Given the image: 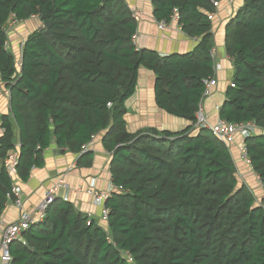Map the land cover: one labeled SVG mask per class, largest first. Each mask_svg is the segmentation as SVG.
<instances>
[{
	"label": "trees",
	"instance_id": "16d2710c",
	"mask_svg": "<svg viewBox=\"0 0 264 264\" xmlns=\"http://www.w3.org/2000/svg\"><path fill=\"white\" fill-rule=\"evenodd\" d=\"M213 1L151 0L157 22L171 23L176 12L198 42L190 53L160 56L134 44L138 24L127 0H0V80L10 97L0 160L18 155L22 183L54 144L88 167L86 147L107 131L112 183L121 189L106 201V227L58 199L25 234L26 245L11 246L12 264H264V200L258 205L239 182L231 149L195 127L205 81L216 78ZM35 17L42 28L25 40L19 64L6 27ZM225 31L234 76L219 117L259 128L245 144L264 186V0H245ZM142 67L156 76L158 107L189 122L185 129L127 131L126 103ZM15 183L3 165L0 217L17 201Z\"/></svg>",
	"mask_w": 264,
	"mask_h": 264
},
{
	"label": "crops",
	"instance_id": "0c3cea01",
	"mask_svg": "<svg viewBox=\"0 0 264 264\" xmlns=\"http://www.w3.org/2000/svg\"><path fill=\"white\" fill-rule=\"evenodd\" d=\"M219 1L220 6L211 15L215 42L213 51L216 53L217 58L215 77L218 80V86L213 89L212 95L204 102V112L209 115L212 122H215L219 116L216 108L221 107L224 103L225 90L234 76L233 60L227 55L225 49V28L227 23L243 6L245 0H234L233 3H230L229 0ZM127 2L131 10L134 9L142 14L137 22L140 48L154 50L160 56H166L170 54H187L197 47V40L188 37L178 22H171L165 30L159 29L158 22L153 15L154 8L151 0H127ZM40 22L38 17L25 22L29 30H18V41L25 35L29 36L31 32L41 29L42 24ZM155 87L156 76L154 73L146 68H140L138 88L135 95L127 101V113L124 116L126 129L130 134L136 135L149 129L179 132L190 125L186 120L170 116L158 107L155 98ZM9 102L7 85L0 80V138L4 133L2 130V117L8 115L10 111ZM106 135L107 131L98 133L94 136L92 143L86 147L87 150L93 153L91 165L88 167L78 163L79 155L60 150L54 144L44 151V166L33 169L27 183H22L16 176L14 179L21 189V198L26 207L36 213L44 192L55 189L59 199L68 196L69 202L74 205L78 212L106 227L107 223L102 220V208L95 205L94 197L88 195V189L91 188L93 180H96L95 191L98 194L108 193L113 185L110 171L112 156L103 145ZM18 142L16 141L15 144L17 145ZM240 144L241 139L238 138L237 144L232 149L238 168L237 175H242L245 183L253 179L256 184L250 181L252 185L263 188L260 179L252 171L250 164L241 158L238 149ZM17 150L19 151V148ZM3 165H6V160H0V169ZM62 183L67 185L68 189L60 187ZM20 214L21 209L15 203H12L1 216V219L5 223L17 222Z\"/></svg>",
	"mask_w": 264,
	"mask_h": 264
},
{
	"label": "built area",
	"instance_id": "2783aa9c",
	"mask_svg": "<svg viewBox=\"0 0 264 264\" xmlns=\"http://www.w3.org/2000/svg\"><path fill=\"white\" fill-rule=\"evenodd\" d=\"M230 3H233L234 0H229ZM214 7L218 8L220 6V1H213ZM133 16L138 22L141 18L140 12L132 10ZM171 22H178L177 13L172 16ZM18 24L14 19H12L7 25V32L9 33L14 29ZM166 21L158 22L160 30H165L168 26ZM139 37L138 34L134 37V44L137 49H139ZM9 47V45H7ZM212 58L217 62L216 53L212 51ZM216 68V66H215ZM218 86V80L216 78L205 81V91L203 94L202 101L199 106V110L196 113V124L195 127L198 129L206 128L209 129L212 134L222 143L227 145L231 151L233 146L237 144L238 138L241 139V144L238 146L239 153L241 158L250 164L247 147L245 140L254 135L259 128L253 122L234 124L228 123L222 120L219 116L215 122L211 121L209 115L204 112V102L212 95L213 89ZM217 112L220 110V106L216 108ZM18 161V155L14 152L6 160V165L8 167V172L14 178L17 176L16 166ZM261 183V182H260ZM60 187L67 188V185L63 184ZM96 180H93L91 183V188L88 189V195L94 197L95 205H98L102 208V220L107 222L108 220V211L105 209L106 201L111 196L113 191H121L116 189L113 185L111 186L108 193L98 194L95 191ZM264 187V186H263ZM58 188V187H57ZM13 194L17 198L15 205L21 209V214L19 220L13 223H5L0 217V264H12L13 257L11 255V246L16 243L26 245V240L24 239L25 234L30 230L31 226L34 224L42 223L47 216V211L49 208L59 199V196L56 193L55 189L47 190L44 192L43 199L40 202L36 213H33L26 207L25 203L21 198V189L15 183L13 186ZM63 200L66 202L69 201L68 196H64Z\"/></svg>",
	"mask_w": 264,
	"mask_h": 264
},
{
	"label": "rangeland",
	"instance_id": "374dc122",
	"mask_svg": "<svg viewBox=\"0 0 264 264\" xmlns=\"http://www.w3.org/2000/svg\"><path fill=\"white\" fill-rule=\"evenodd\" d=\"M23 29H28L27 24H25V22L24 23H20L18 26H16L14 28V31L11 32L12 34L10 33L11 34V36H10L11 40L9 39V42H8V45H9L8 49L10 51H12L13 53L15 52L16 60L18 61L19 64L21 62V54H22V51H23V44H24V42H25V40H26V38L28 36V35H25L24 37H22L18 41L17 31L18 30H23ZM237 176H238L239 182L241 184H245V182H244V180L242 178V175L239 174ZM250 181L251 182H255V184H256V181L255 180L251 179ZM250 181L249 182H246V184L251 189V191L254 193V195L256 197V202L259 205L264 200V187L263 188H257L255 185H252V183ZM252 186H254V187H252Z\"/></svg>",
	"mask_w": 264,
	"mask_h": 264
}]
</instances>
